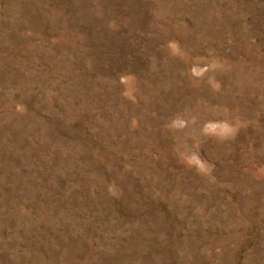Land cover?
<instances>
[{
  "label": "rangeland",
  "instance_id": "1",
  "mask_svg": "<svg viewBox=\"0 0 264 264\" xmlns=\"http://www.w3.org/2000/svg\"><path fill=\"white\" fill-rule=\"evenodd\" d=\"M0 264H264V0H0Z\"/></svg>",
  "mask_w": 264,
  "mask_h": 264
}]
</instances>
